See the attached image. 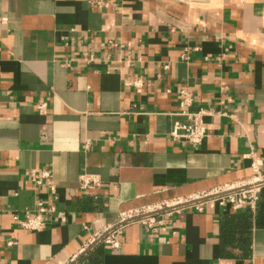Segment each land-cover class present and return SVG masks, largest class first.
Returning <instances> with one entry per match:
<instances>
[{"label":"crops","instance_id":"1","mask_svg":"<svg viewBox=\"0 0 264 264\" xmlns=\"http://www.w3.org/2000/svg\"><path fill=\"white\" fill-rule=\"evenodd\" d=\"M181 89L207 110L199 146L168 137ZM255 160L264 172V0H0V264H87L99 243L100 264H264L262 200L98 241L121 212L239 184ZM39 201L56 211L22 228Z\"/></svg>","mask_w":264,"mask_h":264},{"label":"built area","instance_id":"2","mask_svg":"<svg viewBox=\"0 0 264 264\" xmlns=\"http://www.w3.org/2000/svg\"><path fill=\"white\" fill-rule=\"evenodd\" d=\"M93 5L101 6V2H93ZM81 58L90 65L98 62L97 57L90 53L82 54ZM188 58L189 57L186 53L182 55L183 60ZM65 65L69 66L70 62L66 61ZM164 68L168 69L169 65L166 64ZM134 85L140 90L142 80L135 81ZM178 101L179 110L176 114L184 117L185 120H176L168 137L175 143L199 146L208 135L204 119L207 110L202 107L195 108L194 97L186 89L180 90ZM37 109L42 114L46 113L47 103L39 102L37 104ZM261 165L262 163L259 160H255L253 163V176L249 180L239 184H225L224 186H219L213 190L201 193L196 197L174 198L162 202L161 204L144 206L142 208L121 212L116 222L107 228L105 234L103 233L98 236V241L103 242L112 248H119L121 246L119 236L126 223L140 222L148 229H154V224L157 221L154 214L159 211L167 210L172 213L187 206L202 210L204 202L207 201H216L221 205H230L234 210L247 209L251 212H255L258 209L261 191L264 189V172L262 171ZM35 181L38 184L41 183L40 179H35ZM81 184L83 188L89 189L99 185V181L84 174L81 176ZM54 211H56L54 205L48 206L39 201L35 207V212L26 211L23 219L15 214L14 218L22 228L29 231H39L45 228L47 217ZM61 220H64V218H61ZM12 243L13 240L8 242V244ZM71 261H75V264H82L77 262L76 256H74Z\"/></svg>","mask_w":264,"mask_h":264},{"label":"trees","instance_id":"3","mask_svg":"<svg viewBox=\"0 0 264 264\" xmlns=\"http://www.w3.org/2000/svg\"><path fill=\"white\" fill-rule=\"evenodd\" d=\"M260 200L261 203H260V207H259V210H258V215H257V224L259 226H264V190L263 192L261 193V196H260ZM259 206V204H258ZM99 246H97L96 248H94L93 250H89L83 257H82V260L85 261L87 264H100L101 262V258H100V253H98L99 250H101V246L102 243H99L98 244Z\"/></svg>","mask_w":264,"mask_h":264}]
</instances>
